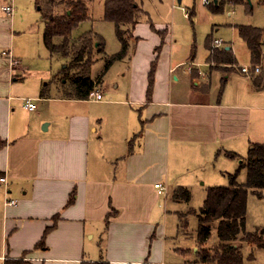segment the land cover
Instances as JSON below:
<instances>
[{
    "label": "crops",
    "instance_id": "crops-1",
    "mask_svg": "<svg viewBox=\"0 0 264 264\" xmlns=\"http://www.w3.org/2000/svg\"><path fill=\"white\" fill-rule=\"evenodd\" d=\"M17 1L0 0V5L13 7L11 14L0 9V178H5L0 182V264L7 259L25 264H194L197 242L176 250L168 245L166 198L175 187L195 188L205 161L214 168V159L238 160L241 151L264 145V123L254 119V112L259 117L264 110V104L256 102L264 86L254 87L264 69L261 58L258 73H242L244 65H237L230 42L213 46V32L235 24H214L204 55L197 57L194 43L183 56L177 55L175 43L167 66L159 57L167 47L168 29L150 21L157 34L153 33L151 56L142 65L147 78H132L121 98L59 97L43 83L50 72L21 65L30 50L38 48L40 56L41 49L29 38L32 25L18 21ZM191 12L189 19L194 8ZM139 25L131 29L134 41L126 56L129 48L138 49L143 42ZM43 31L44 27L42 41ZM104 48L105 44L103 54ZM222 49L232 53L239 71L210 68L213 51ZM156 56L148 100V77ZM248 58L255 65L250 52ZM121 60L105 72L102 68L95 90L104 91L105 75ZM216 74L220 84L226 83L220 94L213 81ZM232 78L246 80L237 90L227 89ZM181 79L191 81V88L175 90L173 84ZM26 98L34 101L35 110L23 106ZM252 132L257 133L253 140ZM157 183L165 187L163 194L154 187ZM10 199L16 204L8 205ZM52 225L44 246L38 248L45 228ZM168 256L183 261L173 262Z\"/></svg>",
    "mask_w": 264,
    "mask_h": 264
},
{
    "label": "rangeland",
    "instance_id": "rangeland-1",
    "mask_svg": "<svg viewBox=\"0 0 264 264\" xmlns=\"http://www.w3.org/2000/svg\"><path fill=\"white\" fill-rule=\"evenodd\" d=\"M104 1L105 0H86L89 9V19L80 23L72 31V39H76V37L88 30H91L94 34L95 32H97L99 34L97 35L99 37L101 35L103 37L101 38L104 39V54H99L96 56L97 60L92 65L89 73V77L92 80L97 79V75L101 72L102 68H104L108 58L112 54L117 53L120 50V43L118 42L114 33L113 23L103 20ZM209 1L210 2L208 4L203 5L202 0H181L180 3H178L177 0H137V3H141L142 9L145 12H143V15L141 14L139 17L140 25L137 29L140 33V37L143 38V42L139 44L138 49H135V47L132 49L129 48V60L127 55L123 60L115 62L109 69L104 77V91H101L104 99H116V97L110 95H115L118 98H121L120 96L122 94H125L123 87H128L130 85L129 82L132 81V78H134L135 81H138L143 74L147 78V72L146 74L144 73L142 65L144 59L149 58V55L151 56L152 53V43L154 42L153 33H156V31L152 29V24L157 28L168 29L165 42V45H167V47L166 50L164 48L162 49L159 57L161 58V61H164L168 66V57L169 53L171 55L170 50L173 47V44L176 43V51H178L177 55L183 56L189 50V45H192L194 43V45L197 47V57H199L201 54H205L204 44L206 42L207 36L211 34V32H213V25H225L233 23L235 24L233 26H221L222 29L218 33L213 32V38L216 37V39L224 41V44H228L227 42H230V44L233 45V52L237 58V65L243 64L244 66H249V50H247V46L239 38L237 34V27L243 25L264 29V0H241V2L238 4H230L228 2L226 3L227 0H218V3L224 2V4L219 6L220 10L216 12H212V10L208 8L212 6L214 0ZM43 2L44 0L17 1V7H19L20 14L18 17V21H25L27 24L32 25V35H30L29 38L33 43H39V47L41 49L40 56L37 55L38 48H33L32 51L30 50L29 53H27V61H22L21 65L24 66V64H28L30 70H47L48 72H50L49 75L47 74V79L44 80L43 83H48L46 85L48 92L60 97L65 95L64 91L71 89V83L72 80L76 79L75 75L77 71L71 69L62 73V67L68 65L71 60L59 58L57 57V55H51L49 50L44 45V42L42 41L41 32L42 28L44 27V23L41 18L42 11L39 9L40 6H42ZM66 2V0L57 1V3L59 4L56 11L58 13H61L65 10ZM192 8H194V15H192V18L189 19L188 16H185V12H189V15H191ZM229 13L231 14L229 15ZM150 21L152 22V24ZM125 37L129 40V42L134 41L131 32L130 34L126 33ZM219 37H221L222 39ZM262 51L261 62L264 66V33L262 35ZM162 52L165 54V58ZM138 56H141V58L143 59L137 60L136 58ZM157 56L155 57V59L157 58ZM132 63L135 65V68ZM210 68L214 70L217 69L222 73H228L232 70L239 71L240 69L237 68L236 64L234 67L229 64L217 62L212 63V66ZM45 73L42 74L44 75ZM241 75L244 76V74ZM232 76L235 77L237 75ZM245 78H232L231 82L227 85V89L230 88L233 90H237L239 85L244 84V80L242 79ZM213 81L215 82L217 93L220 94L221 92H223L226 83L222 82L220 84V74L213 75ZM162 83L163 81L161 82V85ZM117 85L118 87H116ZM173 85L175 90H182L191 88L192 83L189 80L181 79V82L179 84ZM263 86L264 69L263 73L261 74L260 80L258 82H254V87L256 88ZM151 94L152 93H149V97ZM193 95L198 94L194 93ZM256 102L264 104V90L260 92V97L257 98ZM254 119H257L259 122L261 121V124H263L264 110L260 112L259 117H257L256 112H254ZM261 124H259L260 128H262ZM254 130H256V128H254ZM256 134L257 133L253 134L252 132V140L253 137L256 136ZM246 152L247 151H241V157L238 160H231L224 157H222L224 160L222 158L217 160L214 159V168L212 164L208 166L206 164L207 161H205V166L202 168L203 173L197 172V175L202 177H198V181L195 179V188L189 190L188 188L184 187L190 192L191 195L188 202L174 200L172 198L173 192L169 194L170 197L166 198V209L170 211L169 216L166 219V229L169 236L168 245H174V250H176L177 248H183L185 246L188 248L191 244H195L197 242L196 230L198 221L196 215L193 214L191 210L197 211L203 205L209 187L227 186L229 184V178L227 174H233L239 169L241 164L238 162H240L241 159L242 162L245 163L247 157ZM170 170L172 169L170 168ZM210 172H212L213 175L210 176ZM203 179H205L206 181H204ZM245 179L246 171L245 169H242L239 172L236 181L243 183ZM175 189H177V187H175L174 190ZM163 204L164 197L162 198L161 202L162 206ZM245 218L246 231L252 232L256 228H264V197L258 198L254 195V193H252V191L248 192ZM212 226L214 228L215 224H213ZM217 242L218 239L216 236V231L215 229H212L210 238L208 239L207 246L205 245V248L213 249L216 246ZM235 244L237 246L243 245L241 251L244 257V264H264V249H259L255 246H250L245 243L242 244L239 239L237 242H235ZM251 253H253L254 255V260L248 259ZM49 255L51 254L49 253ZM168 260L179 263L183 261V259L181 258L174 259L171 258V256H168ZM33 264L40 263L34 262Z\"/></svg>",
    "mask_w": 264,
    "mask_h": 264
},
{
    "label": "trees",
    "instance_id": "trees-1",
    "mask_svg": "<svg viewBox=\"0 0 264 264\" xmlns=\"http://www.w3.org/2000/svg\"><path fill=\"white\" fill-rule=\"evenodd\" d=\"M57 1L44 0L40 9L44 23L43 42L51 55H57L62 59H70V63L62 67V73L69 70H76L75 80H72L71 89L64 91L69 98L84 99L101 82V75L92 80L89 73L92 65L97 60V55L103 54V41L91 30L72 39V31L83 21L89 19V9L85 1L66 0V8L58 13ZM238 4L241 0H227L226 3ZM215 4L212 7L216 11L220 10L223 3ZM140 7L137 0H105L103 20L114 25V31L120 50L111 55L103 72L107 70L114 61L123 59L128 51L129 40L125 37L126 33L131 32L139 22ZM239 36L245 42L250 54L252 63L257 65L262 54V35L264 29L243 26L237 27ZM95 43L97 45L95 46ZM160 50V47L155 49ZM212 59L215 62L234 65L235 61L232 53L228 50L213 51ZM157 58L152 62L149 72V86L147 99L151 93L153 73ZM42 90L40 95L45 96ZM131 149V142H129ZM228 156L235 158L236 155L228 153ZM245 169L246 179L243 183L237 180L239 172ZM229 184L227 186L209 187L203 205L197 210H191L196 215L197 225V244L196 260L194 264H244V257L241 246L235 242L238 239L244 244L264 249V228H256L252 232L246 231V202L248 192L252 191L258 198L264 197V145L254 144L247 153L245 163L241 161L239 169L228 174ZM190 192L184 187L174 190L172 198L176 201L190 200ZM73 200L70 196L68 204ZM190 211V212H191ZM213 224L215 227L213 228ZM54 225L46 227L37 245L44 246L46 234ZM215 229L218 242L212 249L205 248V244L210 238L211 230ZM250 260L254 259L253 253L249 255ZM3 264H25L21 259H7ZM105 264V263H89Z\"/></svg>",
    "mask_w": 264,
    "mask_h": 264
},
{
    "label": "built area",
    "instance_id": "built-area-1",
    "mask_svg": "<svg viewBox=\"0 0 264 264\" xmlns=\"http://www.w3.org/2000/svg\"><path fill=\"white\" fill-rule=\"evenodd\" d=\"M210 1L209 0H202L203 5L208 4ZM0 9L4 11L7 14H11L13 12V7L11 5H0ZM185 16H190L189 12H185ZM223 44V41L220 39H214L213 41V46L215 48L221 47ZM16 62H14L15 64ZM260 71V66L258 65H249V66H241V72L244 74H251V73H258ZM89 98L99 101L102 99V93L98 90H93L89 93ZM23 106L30 110L33 111L37 108V105L34 103V101L30 98H26L23 101ZM0 182H5V178H0ZM154 187L158 190L159 194H163L165 192V187L161 185L160 183H157L154 185ZM8 205H15L16 202L13 199H10L7 202Z\"/></svg>",
    "mask_w": 264,
    "mask_h": 264
},
{
    "label": "water",
    "instance_id": "water-1",
    "mask_svg": "<svg viewBox=\"0 0 264 264\" xmlns=\"http://www.w3.org/2000/svg\"><path fill=\"white\" fill-rule=\"evenodd\" d=\"M178 1V3H180L181 2V0H177ZM216 1V0H215Z\"/></svg>",
    "mask_w": 264,
    "mask_h": 264
}]
</instances>
